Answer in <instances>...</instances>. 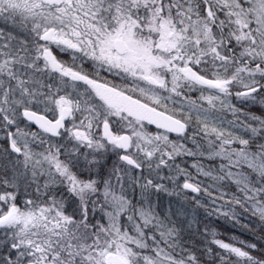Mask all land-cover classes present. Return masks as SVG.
Returning <instances> with one entry per match:
<instances>
[{
	"label": "snow or ice",
	"instance_id": "snow-or-ice-1",
	"mask_svg": "<svg viewBox=\"0 0 264 264\" xmlns=\"http://www.w3.org/2000/svg\"><path fill=\"white\" fill-rule=\"evenodd\" d=\"M0 264H264V0H0Z\"/></svg>",
	"mask_w": 264,
	"mask_h": 264
}]
</instances>
